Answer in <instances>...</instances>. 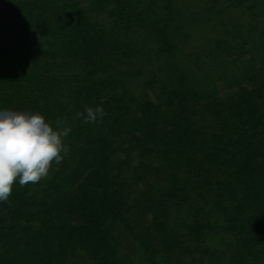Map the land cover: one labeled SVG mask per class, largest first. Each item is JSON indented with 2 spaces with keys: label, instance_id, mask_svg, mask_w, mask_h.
<instances>
[{
  "label": "trees",
  "instance_id": "obj_1",
  "mask_svg": "<svg viewBox=\"0 0 264 264\" xmlns=\"http://www.w3.org/2000/svg\"><path fill=\"white\" fill-rule=\"evenodd\" d=\"M3 110L70 132L0 264H264V0H0Z\"/></svg>",
  "mask_w": 264,
  "mask_h": 264
},
{
  "label": "clouds",
  "instance_id": "obj_2",
  "mask_svg": "<svg viewBox=\"0 0 264 264\" xmlns=\"http://www.w3.org/2000/svg\"><path fill=\"white\" fill-rule=\"evenodd\" d=\"M84 111L88 123L102 119L104 110L97 106ZM69 132L39 113L0 111V202L8 201L14 182L37 183L47 177L53 163L62 162L69 150L64 143Z\"/></svg>",
  "mask_w": 264,
  "mask_h": 264
}]
</instances>
